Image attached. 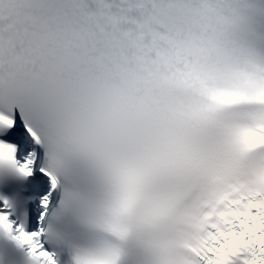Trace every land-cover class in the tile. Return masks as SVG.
<instances>
[{"label": "snow or ice", "instance_id": "6c2138e0", "mask_svg": "<svg viewBox=\"0 0 264 264\" xmlns=\"http://www.w3.org/2000/svg\"><path fill=\"white\" fill-rule=\"evenodd\" d=\"M0 264H264V0H0Z\"/></svg>", "mask_w": 264, "mask_h": 264}]
</instances>
